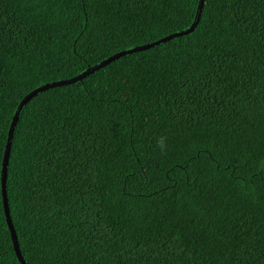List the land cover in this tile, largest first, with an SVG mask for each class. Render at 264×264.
Returning <instances> with one entry per match:
<instances>
[{"label": "trees", "instance_id": "1", "mask_svg": "<svg viewBox=\"0 0 264 264\" xmlns=\"http://www.w3.org/2000/svg\"><path fill=\"white\" fill-rule=\"evenodd\" d=\"M198 0H0V171L21 98L187 28ZM31 264H264V0L24 104L7 163ZM0 264H20L0 192Z\"/></svg>", "mask_w": 264, "mask_h": 264}, {"label": "water", "instance_id": "2", "mask_svg": "<svg viewBox=\"0 0 264 264\" xmlns=\"http://www.w3.org/2000/svg\"><path fill=\"white\" fill-rule=\"evenodd\" d=\"M203 3H204V0H198V4L196 7V11H195L193 21L191 22V24L187 28L169 33V34L164 35V36H162L156 40H153V41H150V42H147L144 44L136 45V46H133L131 48H126L123 50H119V51L107 56L106 58L102 59L101 61L93 64L92 66H89L85 70L79 72L78 74H76L72 77L63 78V79H59V80H53L51 82L41 84V85L35 87L34 89L30 90L28 93H26L21 98V100L19 101L17 108H16V110L12 116L8 131H7V137H6V142L4 145L2 161H1V171H0V192H1V197H2L4 217H5L9 232H10V238L12 241L14 252H15V254H16V256H17V258L21 264H29V263L26 262V260L23 258L22 254H21V251H20L19 245H18L17 235H16V232H15V229H14L11 217H10V210H9L8 199H7V191H6V179H7V163H8V159H9V153H10V148H11V143H12L13 132H14V128H15V125L17 123V120L19 118V113L21 112L24 104H26L38 92L46 90L50 87L65 85L68 83H72V82L81 80L82 78H84L89 73L97 70L98 68L106 65L107 63L111 62L112 60H114L120 56L131 54L133 52H137L140 50L148 49L150 47L158 45L161 42L172 39L173 37H177V36L187 34L191 31H193L194 28L196 27L199 19H200Z\"/></svg>", "mask_w": 264, "mask_h": 264}, {"label": "clouds", "instance_id": "3", "mask_svg": "<svg viewBox=\"0 0 264 264\" xmlns=\"http://www.w3.org/2000/svg\"><path fill=\"white\" fill-rule=\"evenodd\" d=\"M113 54V53H112ZM111 55V54H110ZM106 58V57H105ZM101 61V60H100ZM2 198V197H1ZM9 205V204H8ZM3 206V205H2ZM10 210V209H9ZM4 212V211H3ZM11 217V216H10ZM12 220V219H11ZM6 221V220H5ZM13 223V222H12ZM7 224V223H6ZM8 227V226H7ZM9 230V229H8ZM10 233V232H9ZM17 235V234H16ZM17 240H18V238H17ZM12 242V241H11ZM18 245H19V242H18ZM12 247H13V245H12ZM20 249V248H19ZM14 250V249H13ZM21 251V250H20ZM15 253V252H14ZM22 254V253H21ZM16 255V254H15ZM23 256V255H22ZM16 258H17V256H16ZM24 258V257H23ZM17 260H18V258H17ZM19 261V260H18ZM27 262V261H26ZM19 263H20V261H19ZM29 263V262H28ZM21 264V263H20ZM29 264H31V263H29Z\"/></svg>", "mask_w": 264, "mask_h": 264}]
</instances>
